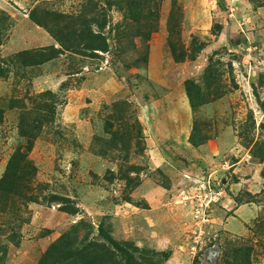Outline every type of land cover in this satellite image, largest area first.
<instances>
[{
    "label": "rangeland",
    "instance_id": "obj_1",
    "mask_svg": "<svg viewBox=\"0 0 264 264\" xmlns=\"http://www.w3.org/2000/svg\"><path fill=\"white\" fill-rule=\"evenodd\" d=\"M0 41V180L32 166L0 264L77 223L124 264H264V0H0Z\"/></svg>",
    "mask_w": 264,
    "mask_h": 264
},
{
    "label": "trees",
    "instance_id": "obj_2",
    "mask_svg": "<svg viewBox=\"0 0 264 264\" xmlns=\"http://www.w3.org/2000/svg\"><path fill=\"white\" fill-rule=\"evenodd\" d=\"M1 44L2 42L0 41V46ZM89 50L103 51L104 49L103 47L94 45L92 48L89 47ZM3 73L4 70L0 67V75ZM29 168H32L31 163L27 160V157L22 154V152L14 154L10 159L3 179L0 180V193H10V189L12 187L11 181ZM66 212L77 214L76 209L72 211L66 210ZM80 224L82 223H77L72 227L70 232H66L59 237L49 247L44 256L40 258L41 260L38 264H124L122 263V260L117 259V256H115L114 253H110L111 250H108V252L96 241L89 240L88 235L84 237V240L78 242L77 233L79 229L78 226ZM99 236L104 241L109 243L116 251L122 252L120 257H122L125 262L133 260L128 258V252L121 248L120 244L114 241L104 223L99 225ZM124 244H127L129 247H133L135 249L133 244ZM123 254L125 257H123ZM130 263L133 264L131 261Z\"/></svg>",
    "mask_w": 264,
    "mask_h": 264
}]
</instances>
